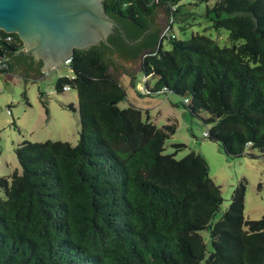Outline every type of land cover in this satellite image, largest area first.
<instances>
[{"label":"trees","instance_id":"obj_1","mask_svg":"<svg viewBox=\"0 0 264 264\" xmlns=\"http://www.w3.org/2000/svg\"><path fill=\"white\" fill-rule=\"evenodd\" d=\"M209 1L211 28L226 30L231 47L199 34L185 41L170 35L163 50L150 18L159 8L172 17L181 0L103 2L129 42L142 39L129 46L115 30L111 48L74 51V76L59 79L57 89L76 91L78 143L24 141L15 148L21 173L0 179V264H264V216L244 219L243 183L214 222L222 198L206 161L164 154L175 126L157 128L139 110L118 108L125 92L104 56L137 49L143 75L156 78L150 93H173L192 115H209L204 139L230 159L246 148L263 154L264 0H200ZM10 36L11 43L0 42V57L9 59L0 75L25 59ZM202 231L211 239L208 255Z\"/></svg>","mask_w":264,"mask_h":264},{"label":"rangeland","instance_id":"obj_2","mask_svg":"<svg viewBox=\"0 0 264 264\" xmlns=\"http://www.w3.org/2000/svg\"><path fill=\"white\" fill-rule=\"evenodd\" d=\"M214 2L200 0H181L177 14L170 17L165 13L166 26L159 33V45L169 50L168 30L179 41L190 39L193 35H204L220 47H231L228 32L211 28L207 10ZM174 12V10H172ZM109 73L115 77L124 89L125 98L118 103L120 110L135 108L141 112V119L157 128L175 126V133L166 141L164 154L174 155L181 160L189 153L200 155L208 166L209 179L220 188L222 204L214 217L218 221L229 206V202L238 183H243L244 209L246 221H257L264 216V153L246 148L245 155L230 159L219 144L203 138V133L210 128L204 123L209 119L206 112L192 115L183 104L185 98L173 93H150L156 78L145 77L140 69L142 56H138V65L123 71L121 65L109 57ZM0 75V179L8 182L14 172L21 173L14 150L24 141L31 143L62 142L71 147L77 145L80 131L78 117V99L74 89L66 92L57 89L59 79L73 78L68 65H59L48 69L36 78L14 72ZM71 105L75 111L66 107ZM175 145H182L178 150ZM0 198L5 193L0 189ZM206 248V255L212 251L208 231L200 233Z\"/></svg>","mask_w":264,"mask_h":264},{"label":"water","instance_id":"obj_3","mask_svg":"<svg viewBox=\"0 0 264 264\" xmlns=\"http://www.w3.org/2000/svg\"><path fill=\"white\" fill-rule=\"evenodd\" d=\"M105 0H0V31L14 34L22 43L21 55L41 63V69L27 67L22 59L15 61L14 72L36 78L70 59L74 51L108 47V38L118 31L127 45L117 22L104 11ZM165 9H157L150 18L151 31L159 33L166 26ZM124 54L105 53L119 63L124 72L138 65L137 49H124Z\"/></svg>","mask_w":264,"mask_h":264},{"label":"built area","instance_id":"obj_4","mask_svg":"<svg viewBox=\"0 0 264 264\" xmlns=\"http://www.w3.org/2000/svg\"><path fill=\"white\" fill-rule=\"evenodd\" d=\"M0 32H2V31H0ZM4 34H5L4 36L2 34H0V42L11 43V41H12V37L10 36L11 34H6V33H4ZM168 34H169L168 30L164 31V35L167 36V38L169 39L170 36H168ZM8 62H9V59L7 58L6 55H3L2 57H0V71H6L7 70ZM69 63H70V59L66 60L63 63V65H69ZM69 89L70 88L68 86H63L61 88V90L63 92H66ZM185 103H186V101H185ZM206 136H207V131H205L203 133V137H206Z\"/></svg>","mask_w":264,"mask_h":264},{"label":"flooded vegetation","instance_id":"obj_5","mask_svg":"<svg viewBox=\"0 0 264 264\" xmlns=\"http://www.w3.org/2000/svg\"><path fill=\"white\" fill-rule=\"evenodd\" d=\"M115 34V33H114ZM113 34V35H114ZM134 45H136V44H134ZM133 45V46H134ZM129 46H132V45H129ZM100 47H102V46H100ZM109 53H118V51L117 50H111ZM25 62H24V64L27 66V67H29V68H32V69H41V63L40 62H35V61H33L31 58H28V57H25ZM18 61V60H17ZM20 62L22 61V60H19ZM15 63V62H14Z\"/></svg>","mask_w":264,"mask_h":264},{"label":"crops","instance_id":"obj_6","mask_svg":"<svg viewBox=\"0 0 264 264\" xmlns=\"http://www.w3.org/2000/svg\"><path fill=\"white\" fill-rule=\"evenodd\" d=\"M22 52V51H21Z\"/></svg>","mask_w":264,"mask_h":264}]
</instances>
